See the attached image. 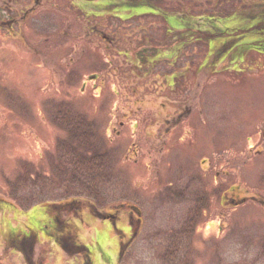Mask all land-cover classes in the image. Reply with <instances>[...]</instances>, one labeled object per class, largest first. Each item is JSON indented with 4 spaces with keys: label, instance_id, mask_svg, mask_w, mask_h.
I'll return each mask as SVG.
<instances>
[{
    "label": "rangeland",
    "instance_id": "rangeland-1",
    "mask_svg": "<svg viewBox=\"0 0 264 264\" xmlns=\"http://www.w3.org/2000/svg\"><path fill=\"white\" fill-rule=\"evenodd\" d=\"M72 7L71 41L78 46L68 55L72 77L65 76L66 60L62 59L68 49H50L47 54L43 46L46 44L41 43L38 48L42 53L38 54L0 32V262L171 264V259L164 256L173 237L171 232L178 230L191 205L175 193L187 180L180 178L181 174L193 172L178 171L197 169L207 142L239 146L247 135L254 142L258 133L257 128L251 127L255 121H264V0H72ZM157 8L161 14L156 16L123 21L111 17L119 9L126 14H138ZM81 14L90 17L91 23L98 24L107 34L116 33L119 39L128 34L131 38L113 48L92 34L84 35L80 32ZM174 18L185 27L200 30L184 29L186 37L194 35L198 42H185L188 56L183 57L184 62L189 61L194 50L200 60L197 83L191 87L198 97L189 101V106L194 104L191 120L178 126L162 157L159 148L154 151L152 144L147 170V150L156 141L151 133L159 125H166L154 116L149 119L150 110L156 115L158 111L163 113L162 103H168L158 85L159 78L155 79L156 73L141 74L145 59H150L147 54L163 50L175 41L172 37L176 31L165 32L167 22ZM55 20L51 14L46 25L55 26ZM142 22L151 23L146 43L141 38L143 32L129 34L133 26ZM25 37L29 41L37 39L30 30ZM81 46L87 50L82 56ZM91 51L110 62L101 72L106 83L97 90L89 82L81 91L85 74L96 71L88 60ZM125 51L129 52L127 56ZM139 65L140 71L135 67ZM166 65L162 58L153 62L152 69L162 70ZM167 69L171 70L168 65ZM188 87L185 81L180 93L184 98L191 93ZM2 89L9 91L7 97L12 100L17 99L15 90L22 95L20 121L7 111ZM171 93L168 92L169 98L174 97ZM65 104L90 118L104 142L116 153L114 184L106 188L100 203L83 199L78 209L72 208L70 199L58 198L62 188L44 184L45 179L33 181L32 176H27V183H15L16 177L24 173V166L28 172L53 175L49 160L58 152L57 137H64L55 115L57 108ZM189 127H196L194 137L200 138V144L190 133L183 132ZM250 157L242 167L247 189L239 187L238 195L257 194L263 198L264 153ZM231 179L236 180L234 176ZM36 199L48 201L33 203ZM63 201L69 204L63 205V215H58L53 205ZM128 205L136 206L141 217L131 238L136 222L134 216L130 221L127 218ZM114 209V220L101 219V215ZM208 212L205 220H213V226L204 228L203 222L198 233L186 236L172 264H264V207L258 201L248 199L230 210L220 208L217 198H212ZM218 226L222 230H217ZM12 239H29L25 249L30 260L23 258Z\"/></svg>",
    "mask_w": 264,
    "mask_h": 264
},
{
    "label": "flooded vegetation",
    "instance_id": "flooded-vegetation-1",
    "mask_svg": "<svg viewBox=\"0 0 264 264\" xmlns=\"http://www.w3.org/2000/svg\"><path fill=\"white\" fill-rule=\"evenodd\" d=\"M72 8V0H0V32L5 33L12 39L21 41L25 48L32 50L33 52H36L38 54L42 53V49L40 50L38 48V45L41 43L46 44L43 46L47 54H49L50 49H68L67 53L62 57V59L66 60V63H64L63 66L65 68V76L72 77V61L70 60L71 57H69L68 55L71 54L73 47L75 48V51L78 48L77 44H73L71 41L70 27ZM51 14H54L56 18L55 21L57 23L55 26L46 25V21L47 19H49ZM158 14H161V10L158 8L157 10H153V12H144L138 14H126V11L119 9L116 10L115 13L111 15V17H115L123 21L132 17L143 15L156 16ZM81 17L83 18L81 19L80 26L81 33L84 32V35L92 34V36L100 38L101 41H105L107 45L111 44L113 48L120 47L122 43L127 41L126 38H131L130 36H128V34L124 35V38L120 39L116 37V33L114 35L112 33L107 34L104 30L98 27V24H92L90 17L83 16L82 14ZM150 24L151 23H139L133 26L132 32H130L129 34L135 33L137 31L143 32L144 35L141 36V38L146 43L150 38L147 30V27L149 28ZM40 25H42V27H40ZM167 25V29L165 30L166 34L173 33V31L177 32V34L172 37L175 41L163 50H156L155 52L153 50V53L151 52L147 54L146 57L148 56L150 57V59H145V62L147 63L143 66L144 73L141 74L146 76L149 73H156L155 79L159 78L160 80L158 82V85L159 87H161V93H163V95L165 96L166 102L170 104L166 105L162 103V105H165V112L163 113H159L158 111V114L156 115L152 110H150L149 116L148 112L147 117L149 116V119L154 116L156 118H159L160 121L164 122L166 125L163 127L159 125L151 133V135L155 136L156 141L151 142L150 147L147 150V155L149 157V165L146 166L148 167L147 170L150 169L152 144L155 148H153L154 151H156V148H159L157 149V151L160 152L162 157L166 152L168 145L173 140V133L178 131V126H180V124L184 121L189 122L191 120L193 116L192 114L194 112V104H191L189 106V101L194 102L198 97V95L192 92L193 90L191 89V87H194V84L197 83L196 81L197 77L199 76L201 64L200 60H197L198 56H196L194 50L190 52V56L192 57L189 61L184 62L183 57L188 56L187 52L184 51V45H186L185 42H187V44L191 43L192 45L195 41L198 42L197 37L194 35L186 37L184 35V29H196L198 31L200 30L193 26L185 27L184 23L182 21H179L178 18L169 20L167 22ZM27 30L32 31V35L37 37L38 40L36 39L29 41L25 37V32ZM79 49L80 56H82L84 52H86L87 54V50H85L83 46L79 47ZM123 53H125L126 56L129 54V52L126 51ZM117 54H119V52ZM136 58V60L139 61L140 58ZM162 58L166 60V64L171 68L170 71H168L167 65L162 70L157 69L154 71L152 69L153 62L159 61ZM88 60L91 61L90 67H94L96 71L85 74L84 79L82 80L79 76V79L82 82L80 90L84 91V89L87 88L86 85L89 82H92L91 87H95L97 90H101L106 83V79L104 78V76H102L103 74H101V72L105 68L104 65L106 63L108 64L109 61L103 60V58H101L99 54H96V52L93 51H91ZM135 67H137L139 71L142 69V66L140 65ZM187 69H191V72H185V70ZM97 81H100V84H96ZM185 81L189 86L188 89H190L191 92L189 96H186V98H184L183 95H180L182 90L181 88L185 87ZM135 84L139 85L137 82ZM151 87L152 86H149L148 88L150 89ZM154 88H156V86H154ZM11 89L13 90V88ZM158 90L159 88L157 89V91ZM164 91L166 93H164ZM169 91H172L170 96H176V98H169ZM1 92L6 104L5 107L11 114L10 116H15L16 118H18V121H20L19 119L22 116L24 107L22 95L17 92V90H15L17 95L15 97L17 99L12 100L7 97V93L9 92L8 90L4 91L2 89ZM187 102L188 105L186 104ZM64 108L70 110L72 106L71 104H65ZM119 124H122V122ZM253 127L257 128L258 133V137L254 142H250L252 138L248 137V135L239 146H235L233 144L215 146L212 145V143L207 142L205 143V145L203 144L204 151L201 155H199L198 168L178 171L193 172L192 174H181L180 178H186L187 180L185 181L183 186L177 189L175 195L177 198H184L185 200H189L190 203L198 204L199 217L194 222V226L192 228V232H194V234L198 233L201 230L199 225L203 222L205 224L204 228H210V226H213V220H205L206 214L209 213L208 211L212 198H217L219 206L222 209H234L235 207L247 202L248 199L250 201H258L259 204L264 207V196H262L263 198H258L257 194H251L247 196L238 195L239 187L243 188L244 191H246L247 189L245 188L246 181L243 179L245 170L242 169V167L247 163L248 160H250L251 155L256 156L264 153V121H255L251 128ZM195 128L196 127H189L186 128L183 132L186 134L190 133L193 140H197L198 142L200 138L194 137ZM1 137L2 135H0V138ZM254 145H256L257 148H255ZM219 151H223L222 154ZM157 172H159V169L157 170ZM232 176H234L236 179L234 182L231 179ZM59 204L60 203L55 204L53 205V207H57L58 215H63L62 206L69 203H67V201H63L62 204ZM116 211L117 209L106 212L104 215L107 216V220H114ZM133 216L136 222V227L135 232L130 235V238L137 232L138 226L141 224V217L140 215L136 214L134 210L128 207V220L130 221ZM221 217H223L222 213L220 218ZM221 228V226H218L217 230L220 231L222 230ZM10 241H13L15 247L20 248L19 252L22 253L23 258L30 260L29 254H26L27 250L25 249V244L29 241V239H12ZM28 247L31 249L30 246Z\"/></svg>",
    "mask_w": 264,
    "mask_h": 264
},
{
    "label": "trees",
    "instance_id": "trees-1",
    "mask_svg": "<svg viewBox=\"0 0 264 264\" xmlns=\"http://www.w3.org/2000/svg\"><path fill=\"white\" fill-rule=\"evenodd\" d=\"M57 109L55 123L64 137H57L55 145L58 152L49 160V165L54 171L51 172L53 175L46 176L44 174L42 176L39 175V172H28L24 166L23 170L25 171H21L24 173L16 177L15 183H27V176L28 178L32 176L33 181L45 179L44 184H48V186L54 184L62 188L57 197L70 199V204L74 209L83 204L80 203L83 199H91L100 203V200L104 198L102 195L106 192V188L113 185L116 178L114 171L115 149L104 142L93 121L84 113L74 111L72 108L66 109L64 106ZM35 191L39 193V191ZM46 201L36 199L33 203ZM89 204L92 209L93 205L90 202ZM190 204L178 230L171 232L173 237H171L170 246L164 254L165 257L171 259V264L180 244L183 239H186V236L191 234L194 222L199 217L198 204ZM63 248L67 249L66 244L63 245ZM121 250L122 247L120 253ZM0 264L2 263L0 262Z\"/></svg>",
    "mask_w": 264,
    "mask_h": 264
},
{
    "label": "water",
    "instance_id": "water-1",
    "mask_svg": "<svg viewBox=\"0 0 264 264\" xmlns=\"http://www.w3.org/2000/svg\"><path fill=\"white\" fill-rule=\"evenodd\" d=\"M131 208L136 211L137 214H139V211L134 206H132Z\"/></svg>",
    "mask_w": 264,
    "mask_h": 264
}]
</instances>
